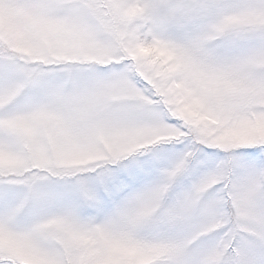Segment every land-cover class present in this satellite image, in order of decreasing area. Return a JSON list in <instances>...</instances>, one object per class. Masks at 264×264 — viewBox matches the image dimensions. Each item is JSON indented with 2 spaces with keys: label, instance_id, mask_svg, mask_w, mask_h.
I'll return each instance as SVG.
<instances>
[{
  "label": "snow or ice",
  "instance_id": "1",
  "mask_svg": "<svg viewBox=\"0 0 264 264\" xmlns=\"http://www.w3.org/2000/svg\"><path fill=\"white\" fill-rule=\"evenodd\" d=\"M0 264H264V0H0Z\"/></svg>",
  "mask_w": 264,
  "mask_h": 264
}]
</instances>
